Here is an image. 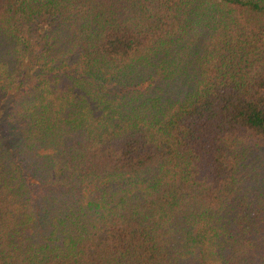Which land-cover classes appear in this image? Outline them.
Wrapping results in <instances>:
<instances>
[{
  "label": "trees",
  "instance_id": "1",
  "mask_svg": "<svg viewBox=\"0 0 264 264\" xmlns=\"http://www.w3.org/2000/svg\"><path fill=\"white\" fill-rule=\"evenodd\" d=\"M0 264H264V0H0Z\"/></svg>",
  "mask_w": 264,
  "mask_h": 264
}]
</instances>
